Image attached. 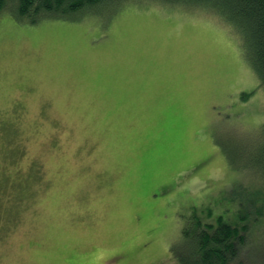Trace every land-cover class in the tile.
Returning <instances> with one entry per match:
<instances>
[{"label":"rangeland","instance_id":"rangeland-1","mask_svg":"<svg viewBox=\"0 0 264 264\" xmlns=\"http://www.w3.org/2000/svg\"><path fill=\"white\" fill-rule=\"evenodd\" d=\"M194 12L0 17V264H178L194 207L264 245V88Z\"/></svg>","mask_w":264,"mask_h":264},{"label":"trees","instance_id":"trees-1","mask_svg":"<svg viewBox=\"0 0 264 264\" xmlns=\"http://www.w3.org/2000/svg\"><path fill=\"white\" fill-rule=\"evenodd\" d=\"M140 5L193 9L194 13L202 12L219 21L239 42L264 88V0H0V17L10 14L34 25L44 19H67L79 13L108 17ZM260 134L257 150L246 154L238 170L264 171V126ZM192 218L171 250L178 264H264V245L258 238L249 237L246 225H233L222 216H214L211 208L194 207ZM259 246H263L260 252Z\"/></svg>","mask_w":264,"mask_h":264}]
</instances>
